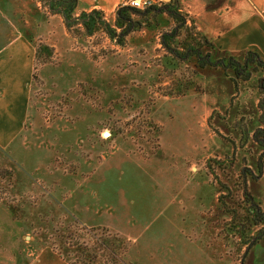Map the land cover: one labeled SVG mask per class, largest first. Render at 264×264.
I'll return each mask as SVG.
<instances>
[{
	"label": "rangeland",
	"instance_id": "obj_1",
	"mask_svg": "<svg viewBox=\"0 0 264 264\" xmlns=\"http://www.w3.org/2000/svg\"><path fill=\"white\" fill-rule=\"evenodd\" d=\"M170 9L180 21L150 14L119 46L63 20L65 30L46 0H0L1 73L25 71L15 40L31 58L25 127L0 146V263L50 247L70 264H118L100 246L118 236L129 264H264V236L252 246L264 217H253L240 177L244 167L256 175L264 154L263 73L250 63L249 80L235 79L195 57L166 67L162 34L186 23L182 51L197 32ZM40 45L53 48L47 63L35 59ZM248 191L264 212V172Z\"/></svg>",
	"mask_w": 264,
	"mask_h": 264
},
{
	"label": "crops",
	"instance_id": "obj_2",
	"mask_svg": "<svg viewBox=\"0 0 264 264\" xmlns=\"http://www.w3.org/2000/svg\"><path fill=\"white\" fill-rule=\"evenodd\" d=\"M78 1L77 16L83 11L98 10L104 13L105 20L112 27L115 23L117 9L128 2V0ZM153 1L157 4L163 2V0ZM179 3L181 11L193 20L196 29L215 46L216 51L227 56L232 55L240 61L243 60L245 53L254 52L264 61V0H179ZM50 18H60L61 26H64L61 15L53 14ZM63 28L65 29V26ZM14 45L20 46L16 58L24 61V66L21 67L25 71L22 75H10L9 79H5L1 70H7L5 62L8 57L7 53L0 54V74L2 75H0L1 147H7L13 141H17V137L19 138L23 132L27 121L28 98L25 86H27L30 75L28 66H31V58L27 55L29 42L22 37L15 40ZM81 196L80 198H82ZM0 264L70 263L54 249L40 247L34 252L26 254L21 249L17 252L15 259L12 258V261L8 263L1 262Z\"/></svg>",
	"mask_w": 264,
	"mask_h": 264
},
{
	"label": "trees",
	"instance_id": "obj_3",
	"mask_svg": "<svg viewBox=\"0 0 264 264\" xmlns=\"http://www.w3.org/2000/svg\"><path fill=\"white\" fill-rule=\"evenodd\" d=\"M47 7L50 9L52 14L61 15L65 26L69 32H73L76 35L85 34L86 36H93L97 32H104L111 41L115 42L119 46H124L126 39L131 36L133 33L137 31H141L147 27L148 24L144 26L141 21L147 18L150 14H153L155 18L159 15L168 14L171 18H174L177 21H180V17L177 12L171 10V7L179 8L180 3L179 0H173L169 4H165L161 2L160 4L154 3L152 6L144 9L139 10L134 7L129 6L127 3L120 6L116 11V20L114 26L112 27L106 20L104 13L98 10H93L91 12H81L80 15H76L77 10L79 8V1L78 0H46ZM137 18V19H136ZM158 19V18H157ZM183 24V22H182ZM186 23H184L185 25ZM157 27L159 26L158 23L155 24ZM184 25H181L180 29L175 28L171 32H164L162 34V47L167 52L165 66L170 68L172 71H175L180 63L188 61L190 58L195 57L197 59L199 68H206L210 67L213 69H221L224 73H227L228 70H232L235 72L236 78L240 79L243 76L244 72H247L245 75V81H248L250 78L249 74V64L254 63L257 67L255 70H260L263 73L264 81V61L261 57L254 53V52H247L244 55V59L242 61L238 60L236 57L232 55H228L227 59L225 58L213 61L211 59V51H215V46L210 43L205 36H203L195 27L197 31L195 33V37L192 40L194 43L191 45H187L186 43L182 46V51L177 48L179 42L177 39L180 36L179 30L184 28ZM176 44V45H173ZM204 48L210 49L205 56L202 54V50ZM53 48L40 45V47L36 50L35 59L39 60L40 58L44 60V63H47L50 58L53 56ZM169 58V59H167ZM257 68V69H256ZM198 74L197 72L195 73ZM235 82V80L231 79ZM191 85V84H190ZM182 87V86H181ZM236 89L238 88V84L235 82ZM188 87H186L187 89ZM183 89V87H182ZM177 89L173 92L169 93L170 96H183L186 93V89L182 90ZM264 135V129H259ZM255 141L259 142L262 147H264V139H256ZM257 170L258 173L255 175L253 171L249 168L244 167L241 171V180H242V187H243V195L248 200L251 206L255 208L252 209L254 214L253 217L260 218L261 216L264 217V212H262L259 206L255 203L252 195L248 191V177H250L254 182H258L263 177L264 172V154H262L257 162ZM257 220V219H256ZM264 236V232L261 233L256 240L254 241L252 246H255L260 238ZM111 238V239H110ZM109 239H105L101 242V249L107 251L109 255L115 260L114 262L118 264H129L126 263L124 259V255L127 253V243L126 241L118 236L110 237ZM250 249V248H249ZM95 255L93 253H84L83 259L86 260V257H92L95 260ZM89 260L87 259L86 262ZM93 261V259H92ZM85 262V263H86ZM243 263V260H242Z\"/></svg>",
	"mask_w": 264,
	"mask_h": 264
},
{
	"label": "built area",
	"instance_id": "obj_4",
	"mask_svg": "<svg viewBox=\"0 0 264 264\" xmlns=\"http://www.w3.org/2000/svg\"><path fill=\"white\" fill-rule=\"evenodd\" d=\"M127 4L139 10H144L154 4L153 0H128Z\"/></svg>",
	"mask_w": 264,
	"mask_h": 264
},
{
	"label": "water",
	"instance_id": "obj_5",
	"mask_svg": "<svg viewBox=\"0 0 264 264\" xmlns=\"http://www.w3.org/2000/svg\"><path fill=\"white\" fill-rule=\"evenodd\" d=\"M164 1H166V2H167V1H170V0H164Z\"/></svg>",
	"mask_w": 264,
	"mask_h": 264
}]
</instances>
